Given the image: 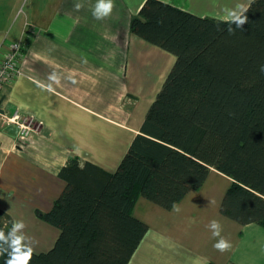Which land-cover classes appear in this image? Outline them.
Returning a JSON list of instances; mask_svg holds the SVG:
<instances>
[{
  "label": "crops",
  "instance_id": "crops-1",
  "mask_svg": "<svg viewBox=\"0 0 264 264\" xmlns=\"http://www.w3.org/2000/svg\"><path fill=\"white\" fill-rule=\"evenodd\" d=\"M146 1L114 0L112 14L97 20V0H0V58L14 43L25 46L21 73L4 86L2 102L35 125L24 139L15 125L0 128V209L26 224L33 248L59 237L38 211H50L63 192L61 169L77 156L114 172L177 62L131 31ZM161 1L227 20L225 8H248L254 0ZM53 72L58 83L49 79ZM232 182L213 167L204 185L176 204L180 212L140 197L134 215L149 230L129 264H264V226L222 212ZM212 220L232 244L225 253L213 247L219 237L207 227Z\"/></svg>",
  "mask_w": 264,
  "mask_h": 264
},
{
  "label": "trees",
  "instance_id": "trees-1",
  "mask_svg": "<svg viewBox=\"0 0 264 264\" xmlns=\"http://www.w3.org/2000/svg\"><path fill=\"white\" fill-rule=\"evenodd\" d=\"M245 15L243 31L229 34L225 20L144 3L131 31L177 62L114 172L77 156L61 169L63 192L38 211L60 234L30 264H129L149 230L134 215L138 199L172 209L213 167L233 179L223 214L264 226V0ZM13 222L0 209V231Z\"/></svg>",
  "mask_w": 264,
  "mask_h": 264
},
{
  "label": "clouds",
  "instance_id": "clouds-1",
  "mask_svg": "<svg viewBox=\"0 0 264 264\" xmlns=\"http://www.w3.org/2000/svg\"><path fill=\"white\" fill-rule=\"evenodd\" d=\"M84 7V4L77 2L74 4V9L80 11ZM115 8L114 0H97L96 4L92 9V14L95 19L103 20L109 17ZM224 15L228 18L223 21L229 25H235V28L231 26L228 28L229 34H234V32L239 29L243 31V26L247 22L248 17L245 13L248 8L241 3H237L232 8H225ZM49 79L54 82H59V78L55 72H53ZM50 87V85H49ZM173 210L180 212L181 209L177 205H173ZM26 224L21 221H14L10 231L5 235L4 231H0V255L7 252L8 258L6 259V264H30V261L34 255V248L32 245L31 237L24 233ZM207 227L212 233L213 237H219L213 247L221 253L229 251L232 247L231 242L221 236L222 227L217 220H212ZM7 245V247H4Z\"/></svg>",
  "mask_w": 264,
  "mask_h": 264
},
{
  "label": "built area",
  "instance_id": "built-area-1",
  "mask_svg": "<svg viewBox=\"0 0 264 264\" xmlns=\"http://www.w3.org/2000/svg\"><path fill=\"white\" fill-rule=\"evenodd\" d=\"M24 47V42L14 43L0 58V128L15 125L20 139L28 137L35 129L34 120L24 116L19 108L9 112L2 102V95L4 86L13 82L21 73L20 61Z\"/></svg>",
  "mask_w": 264,
  "mask_h": 264
},
{
  "label": "rangeland",
  "instance_id": "rangeland-1",
  "mask_svg": "<svg viewBox=\"0 0 264 264\" xmlns=\"http://www.w3.org/2000/svg\"><path fill=\"white\" fill-rule=\"evenodd\" d=\"M160 91L162 92V90H160ZM161 92H160V94H161ZM54 244L50 245V246L49 245L47 246L46 244H44V245H46V246H44V248L34 247V252L37 253V252H42V251H48L54 246Z\"/></svg>",
  "mask_w": 264,
  "mask_h": 264
}]
</instances>
